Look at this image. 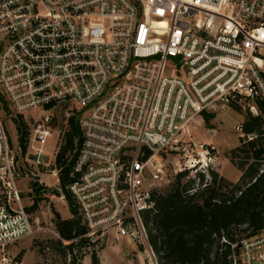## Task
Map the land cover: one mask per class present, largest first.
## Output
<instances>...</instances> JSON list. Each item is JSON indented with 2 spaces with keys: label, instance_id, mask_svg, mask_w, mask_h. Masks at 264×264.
Returning a JSON list of instances; mask_svg holds the SVG:
<instances>
[{
  "label": "built area",
  "instance_id": "2783aa9c",
  "mask_svg": "<svg viewBox=\"0 0 264 264\" xmlns=\"http://www.w3.org/2000/svg\"><path fill=\"white\" fill-rule=\"evenodd\" d=\"M1 100L27 125L23 163L36 186L62 201L58 142L52 158L43 145L57 107L77 114L65 189L87 251L109 237L151 251L141 214L169 182L168 162L174 175L216 165L215 147L191 129L230 108L257 114L264 102V0H0ZM234 130L243 137L242 123ZM13 148L0 112V264L35 231ZM228 264H264V230L232 243Z\"/></svg>",
  "mask_w": 264,
  "mask_h": 264
},
{
  "label": "trees",
  "instance_id": "16d2710c",
  "mask_svg": "<svg viewBox=\"0 0 264 264\" xmlns=\"http://www.w3.org/2000/svg\"><path fill=\"white\" fill-rule=\"evenodd\" d=\"M256 107L258 113L248 112L242 123L243 136L248 140L240 136V144L229 152L230 162L240 171L236 182L208 169L211 181L194 186L192 178H184L187 170L178 172L168 189L155 194L154 209L142 211L147 241L159 263L228 264L232 243L264 230V132L261 129L264 102L257 101ZM77 120V114L66 119V137L55 156V167L60 169V188L65 192L71 217L61 218L55 212L54 225L59 236L57 243L65 242L63 248L70 264L81 261L88 244L86 238H78L85 228L65 189L72 180L70 173L81 141ZM14 124L18 145L24 153L27 125L20 116L14 118ZM198 178L202 181L203 174L199 173ZM34 190L39 191L36 187ZM89 253L91 264H99L97 253Z\"/></svg>",
  "mask_w": 264,
  "mask_h": 264
},
{
  "label": "rangeland",
  "instance_id": "374dc122",
  "mask_svg": "<svg viewBox=\"0 0 264 264\" xmlns=\"http://www.w3.org/2000/svg\"><path fill=\"white\" fill-rule=\"evenodd\" d=\"M0 108L9 143L14 147L15 162L18 161L21 167V173L16 178V184L21 190L22 203L26 209L30 208L33 204L36 205L33 209L26 210L35 231L31 236L22 238L5 248V256L7 261H9L8 264H70L69 256L66 255L63 248L65 242H62L63 244L61 245L57 243L59 236L54 225L55 212L59 213L61 218L68 214L69 208L67 202L58 199L53 186L44 191H41L36 186L34 178L30 173L33 169L23 163L25 158L24 153L16 150L19 143L13 119L14 115L3 100H1ZM69 112L70 109L67 106L57 107L53 112V134L46 139L43 145L47 154L46 156L49 158H52V153L56 148L57 142L59 147L66 137L68 128L66 126L65 114ZM247 114L246 108H230L217 113L212 118L205 119L202 125L198 124L191 129L192 140L211 144L215 147L217 160L214 171L218 173V176H222L233 183L239 179L233 181L238 177L239 170L230 162L229 152L240 144V135L234 130V126L236 123H243L248 117ZM261 129L264 132V116L261 120ZM241 139L248 140L246 136H243ZM74 142H76V139H74ZM66 155L69 156L70 152H67ZM163 158L168 161L172 160L171 155L164 154ZM166 166L169 182L161 183L162 186L159 193L164 192L175 181L176 174H173V165L168 162ZM53 167L51 166V168ZM199 173H202L204 176L202 181L198 178ZM47 178L53 181L50 176H47ZM184 178H192L194 186H204V184L211 181L207 170H187V175ZM56 185L60 187L59 184ZM35 187L38 188V192L34 190ZM113 245L115 249H113ZM151 251L144 244L136 242L134 244V242H129L127 239H122L118 243L113 244L111 237H109L103 250V260L107 259L108 262L114 264H121L122 262L125 264H161L157 261V257L152 249ZM86 252L89 253L88 251ZM77 264H80V261ZM82 264H90L89 259L85 258Z\"/></svg>",
  "mask_w": 264,
  "mask_h": 264
},
{
  "label": "crops",
  "instance_id": "0c3cea01",
  "mask_svg": "<svg viewBox=\"0 0 264 264\" xmlns=\"http://www.w3.org/2000/svg\"><path fill=\"white\" fill-rule=\"evenodd\" d=\"M239 176H240V171H239V175H238V177L235 179V180H233V181H236L238 178H239ZM68 211H69V209H68ZM63 216V215H62ZM71 217V213H70V211L68 212V214L66 215V216H63V218H70ZM113 249H115V247L113 248ZM103 250H104V248L101 250V251H99L98 253H97V257H98V260H99V264H114V263H110V262H108V260L106 259V260H103ZM89 259V261H90V264H91V256H90V253H87V254H85L84 256H83V258L81 259V261H80V264H82V262H83V260L84 259ZM121 264H125L124 262H122Z\"/></svg>",
  "mask_w": 264,
  "mask_h": 264
},
{
  "label": "water",
  "instance_id": "95a60500",
  "mask_svg": "<svg viewBox=\"0 0 264 264\" xmlns=\"http://www.w3.org/2000/svg\"><path fill=\"white\" fill-rule=\"evenodd\" d=\"M44 159L47 160V157L45 156Z\"/></svg>",
  "mask_w": 264,
  "mask_h": 264
}]
</instances>
